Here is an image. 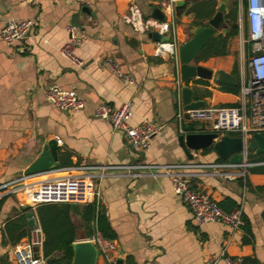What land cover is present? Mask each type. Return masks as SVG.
<instances>
[{"label": "crops", "instance_id": "obj_1", "mask_svg": "<svg viewBox=\"0 0 264 264\" xmlns=\"http://www.w3.org/2000/svg\"><path fill=\"white\" fill-rule=\"evenodd\" d=\"M159 1L0 0V31L9 19L34 24L33 33L25 40L6 45L0 38V184L26 175H34L33 180L40 182L59 178L69 168L93 167L84 174L92 177L115 236L111 240L116 248L111 255L113 264L116 260L122 264H225L219 257L222 248L229 256L254 258L264 264V174H247L246 187L240 178L227 180L200 168L179 170L193 190L223 204V211L242 208L244 225L233 231L221 224L199 226L161 170L126 169L218 162L212 150L189 151L186 155L180 147L175 64L169 58L154 57L156 42L149 33H137L122 21L132 4L143 16L153 18ZM191 20V16H182L178 30L180 24H190ZM69 25L82 35L75 50L84 62L81 68L59 53L69 40ZM222 58L205 64L213 71L231 74L216 63ZM108 59L115 61L122 73L131 75L134 84L117 79L105 65ZM211 83L209 87L216 86ZM52 85L75 92L84 109L74 114L51 107L45 95ZM196 87L198 95L205 90L204 86ZM125 102L132 103L128 126L146 121L162 126L147 149L131 148L120 132H112L108 122L93 116L102 103L118 109ZM181 128L184 131L183 122ZM50 141L56 142L58 167L27 174ZM263 165L249 164L246 169ZM137 173L140 175L135 176ZM25 205L19 195L0 200V264H17L14 247L30 239L31 227L22 210ZM38 206L28 211L34 224L40 226L35 212ZM83 206L71 215L74 225L79 223L80 227L74 243L88 239L82 238L77 213ZM43 238L42 233V242ZM35 252L43 257L42 245L35 247ZM96 264L108 263L98 255Z\"/></svg>", "mask_w": 264, "mask_h": 264}, {"label": "built area", "instance_id": "obj_2", "mask_svg": "<svg viewBox=\"0 0 264 264\" xmlns=\"http://www.w3.org/2000/svg\"><path fill=\"white\" fill-rule=\"evenodd\" d=\"M177 1L189 0H160L158 7L165 16V21L145 17L140 9L132 4L128 12L122 17V21L141 34L157 32L160 35H169L166 42H156L153 56L157 58H169L173 60L177 69L175 80L177 92V113L176 119L179 123L180 134H185L181 128L183 117L180 91L182 82L180 80V64L178 59V46L181 39L178 35V26L175 20V3ZM238 0L239 8L241 7ZM244 17L246 23V55L240 58V88L237 95L238 107L222 108L206 106L199 110L189 111V120L198 122L205 126V129L195 133L216 134L217 139L224 135H236L242 138L244 143V161L242 164L226 162H215L208 164L194 165H142L128 166L126 169H158L169 178L173 192L180 196L184 204L191 211L192 217L199 226L209 224H221L229 226L233 231L239 230L244 225L242 208L238 207L231 212L223 211L216 201L208 194L193 190L189 183L182 177L179 170L184 168H200L211 174L227 180H236L245 177V169L249 166L246 163L248 140L254 133L264 135V0H244ZM239 24V22H238ZM34 24L31 20L15 21L7 20L0 31V38L3 43L10 45L16 41L27 39L33 33ZM239 34L242 28L239 24ZM69 40L60 50V55L68 60L74 67L81 68L84 62L75 54V50L82 42V35L78 34L76 27H67ZM117 79L134 84L133 77L122 73L116 62L108 59L105 62ZM196 80V79H195ZM211 85H213L211 83ZM208 88V87H207ZM211 89V86L208 88ZM47 103L62 112L79 114L84 109V102L73 91L64 90L52 85L46 92ZM93 116L109 123L112 132H120L131 148L144 150L149 146V141L162 131V126L152 122L130 127L128 120L132 116V103L125 102L120 108L113 109L110 105L102 103L98 105ZM194 133V132H193ZM215 139V140H217ZM59 144L60 142L57 141ZM93 167H74L67 169V173L59 178L45 181L33 180L34 175H26L15 180L0 184V200L8 195L22 196L30 208L41 204H74L78 206L99 202L100 193L96 188L92 177L84 174L86 170ZM99 169L105 170L106 166ZM238 170H241L240 172ZM139 176L140 173L134 174ZM32 178V179H31ZM42 230L39 225L34 224L30 230V239L27 242L17 244L13 249V256L17 264H46L43 257L38 256L35 247L42 245ZM86 241L91 242L98 255L103 257L108 264H113L112 253L115 251V244L105 239L97 230ZM220 258L225 264H243L241 257H232L226 254L222 248Z\"/></svg>", "mask_w": 264, "mask_h": 264}, {"label": "trees", "instance_id": "obj_3", "mask_svg": "<svg viewBox=\"0 0 264 264\" xmlns=\"http://www.w3.org/2000/svg\"><path fill=\"white\" fill-rule=\"evenodd\" d=\"M206 1V3H205ZM217 0H191L186 2L182 8L175 10V20L178 25L182 16H191L192 20L189 24L190 28L204 27L207 21L213 16L217 7ZM242 8H245V1L240 2ZM238 0H228L227 12L224 15L223 28L226 29L225 34L213 31L206 45L199 51L194 59V65L203 66L207 61L214 58L226 57L229 55V44L231 40L239 35L238 24ZM205 67V66H204ZM232 75V73H231ZM190 87L195 89L196 100L209 99V107L235 108L239 102L237 95L239 93L240 83L236 79V86L216 85L210 90L207 89L210 80L196 79L192 80ZM191 80L188 82L190 83ZM197 85L204 86L205 90L199 95L196 92ZM186 134L195 132L192 128H185ZM204 151H211L210 148ZM247 163L255 164L264 162V153L247 154ZM226 162L228 160H221ZM264 174V165L249 167L245 172L244 178H240V183L248 186L247 174ZM225 204V203H224ZM223 208V204L219 205ZM234 210V209H233ZM39 224L43 233L42 255L46 264H71L73 259V243L77 239L78 227L74 225L71 219L72 210L69 204H43L35 209ZM230 212V211H228ZM81 219L82 238H89L95 230L107 240L114 239V233L106 219L105 211L100 203L95 201L84 205L79 212ZM264 216V212H263ZM245 228V226H244ZM243 264H259L254 258H244Z\"/></svg>", "mask_w": 264, "mask_h": 264}, {"label": "water", "instance_id": "obj_4", "mask_svg": "<svg viewBox=\"0 0 264 264\" xmlns=\"http://www.w3.org/2000/svg\"><path fill=\"white\" fill-rule=\"evenodd\" d=\"M184 1H177L176 8L184 5ZM228 0H218L216 11L213 16L207 21L204 27H193L190 29V39L182 41L178 46V59L180 64V80L183 83L180 91L183 117L189 120V111L199 110L207 106L209 99L195 100V89L188 86L190 80L206 79L210 80L215 85H231L236 86L237 82L233 75L222 70L213 71L204 66L194 65V59L199 51L206 45L213 31L225 34L224 15L227 12ZM152 17L164 22L165 16L160 8L156 7L153 10ZM155 42H166L169 40V35H160L157 32L148 34ZM181 37V35H180ZM217 139L216 134L210 133H188L180 135L178 142L180 147L188 155L189 151L202 150L212 147L217 157L221 160H228L232 164H242L244 161V143L239 136L224 135ZM247 153L262 154L264 153V135L254 133L248 140L246 146ZM52 167H58L57 162V147L55 141H50L44 147L40 156L31 164L27 170V174L49 171ZM73 212L78 210V205L70 204ZM29 205L22 207L26 211L28 226L34 225L32 212L28 211ZM73 247V259L71 264H96L98 252L95 246L89 241L75 242ZM115 264H122L121 260H116Z\"/></svg>", "mask_w": 264, "mask_h": 264}, {"label": "rangeland", "instance_id": "obj_5", "mask_svg": "<svg viewBox=\"0 0 264 264\" xmlns=\"http://www.w3.org/2000/svg\"><path fill=\"white\" fill-rule=\"evenodd\" d=\"M218 2V0H217ZM206 3V1H205ZM238 22L242 28L241 34H239L236 38L231 40L229 44V55L227 57H224L222 59H219L216 61V63L224 68H228L229 72L232 73V75L235 77V79L240 78V70H239V64H240V58L242 55H246V49H247V44L245 43L246 40V23H245V17H244V11L243 8L240 7L238 11ZM190 27L189 24H180L179 26V34L181 35L180 39L182 41H186L190 39ZM211 64V62L209 63ZM203 66L209 68L206 66V64H203ZM183 126L185 128H192L195 132H200L205 129V126L201 123L198 122H192L190 120L183 121ZM233 136V135H232ZM210 150L213 151L212 147H209ZM76 220V219H75ZM78 225V230L79 231V223Z\"/></svg>", "mask_w": 264, "mask_h": 264}]
</instances>
